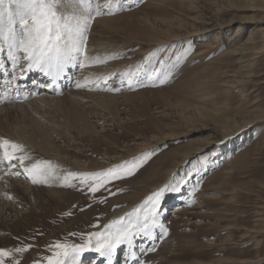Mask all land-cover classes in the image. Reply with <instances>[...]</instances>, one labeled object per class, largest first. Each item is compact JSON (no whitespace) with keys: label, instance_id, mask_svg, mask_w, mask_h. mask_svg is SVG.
<instances>
[{"label":"rangeland","instance_id":"rangeland-1","mask_svg":"<svg viewBox=\"0 0 264 264\" xmlns=\"http://www.w3.org/2000/svg\"><path fill=\"white\" fill-rule=\"evenodd\" d=\"M122 3L128 10L95 16L87 32L88 41L93 31L100 44L91 56L119 53L117 59L96 65L101 75L135 71L147 64L146 58L157 61L156 68L159 60L167 66L177 57L182 59L162 85L129 89L127 84L121 87L117 75L107 87L119 91L92 89L121 96L110 105L111 126L93 124L99 109L92 108L88 115L97 126L96 135L81 137L71 131L73 139L67 142L56 134L53 141L65 150L61 161L53 154L46 156L50 160H41L36 153L24 161L25 167L49 162L55 182L69 177L65 187L60 184L55 188L66 191L60 201L43 203L36 195L42 193V184H33L25 167L12 161L17 165L12 169L20 173L19 182L36 194L11 204L21 224L17 232L12 231V246L1 242L0 248L31 245L24 253H14L15 259L19 264H46L56 251L50 245L84 243L89 234L104 231L106 224L122 216L127 218L126 214L133 213L153 192L184 177L181 191L166 193L160 202L159 219L168 229L167 236L155 241L136 238L132 251L121 245L114 262L126 264L132 256L128 264H137V258L145 264H264V0ZM97 18L101 21L95 23ZM2 23L7 25L6 18ZM3 60L9 62L6 52ZM86 68H68L72 73L64 80L71 79L59 95L72 90ZM38 95L14 102H30ZM6 101L13 100L0 101V106ZM56 106L47 102L39 108L38 116L44 123L62 128L65 112ZM35 107L31 103L22 108ZM0 108H12L14 115L20 111L9 105ZM20 121L18 117L11 120L13 125ZM152 150L155 154L134 175L106 185L110 191L101 188L93 194L69 175L102 172ZM3 163L7 161L0 165ZM1 166L0 178L9 186L11 176L3 174ZM65 170L71 172L62 176ZM84 170L87 172H80ZM8 199L3 202L9 204ZM177 204L184 205L186 212L178 216L168 213ZM0 224L4 232L1 219ZM155 235L160 236L159 229ZM152 245L155 251L142 253ZM96 256L102 257L90 246L80 254L79 264H94Z\"/></svg>","mask_w":264,"mask_h":264},{"label":"snow or ice","instance_id":"snow-or-ice-1","mask_svg":"<svg viewBox=\"0 0 264 264\" xmlns=\"http://www.w3.org/2000/svg\"><path fill=\"white\" fill-rule=\"evenodd\" d=\"M69 8L71 10H68ZM124 10L128 8L122 0H105L103 4L99 0H0V51L7 48L8 56L15 66L21 68L22 74L25 69L28 71L38 69L50 77L52 84L55 85L56 81L66 74L68 68L103 65L119 57V53L102 57L90 56L86 52L85 45L87 32L95 16L111 15ZM5 18L6 27L2 23ZM17 24L18 29L15 27ZM17 53L22 55L18 57ZM187 54L188 51L185 50L184 55ZM181 59L177 57L174 63L167 66L164 60H159L160 67L156 68L157 61L146 58L147 64L138 67L135 71L124 70L119 74L113 72L97 76L95 79L85 77V81L87 84H94L99 90L112 92L120 90V88L107 87L108 82L117 75H119L121 87L127 84L129 89L156 86L157 83L162 85L173 76V70L179 65ZM18 60L26 63L17 64ZM148 65H152L151 70ZM85 86L86 84L79 81L76 83L77 88ZM0 153H2L0 162L7 161L6 167L9 169L17 166L12 161H19L20 166L25 167L24 161L30 159L22 145L7 139H0ZM154 154L155 150L146 152L137 159L102 172L69 175L73 179H79L80 183L86 185L88 191L93 194L101 188L110 191L106 185L134 175ZM25 171L33 184L47 183L48 179L54 175L53 166L49 162L34 163L30 167H25ZM14 174L20 175L18 172ZM64 183L66 185L69 183L68 176L64 177ZM185 183V178L181 177L174 183L159 188L149 195L133 213L126 214L127 218L122 216L106 224L104 231L89 234L82 244L57 242L50 245L56 251L47 258L46 264H79L80 254L90 246L105 257L108 264H111L117 248L121 245L132 248L136 238L149 241L163 239L167 236L168 229L159 219L160 202L166 193L181 191ZM191 203L194 201H188L189 205ZM156 229L160 230L159 237L155 235ZM29 247L31 245L0 248V264H19V260L15 259L13 254L24 253ZM141 251L142 253L155 251V245ZM133 256H135L134 253ZM137 264H145V262L137 258Z\"/></svg>","mask_w":264,"mask_h":264},{"label":"bare ground","instance_id":"bare-ground-1","mask_svg":"<svg viewBox=\"0 0 264 264\" xmlns=\"http://www.w3.org/2000/svg\"><path fill=\"white\" fill-rule=\"evenodd\" d=\"M68 10H71V9L69 8ZM99 21H101V18H97L95 23ZM91 33L92 34L89 37V41L87 40L88 48L86 50L87 54L90 56L94 54L97 51L98 46H100L99 39L97 37L96 38L94 37L93 31ZM4 52H6L8 56L7 48H5L3 51H0V67L2 66V68L0 69V83L2 84V86L0 87V101H4L8 99H12L13 101H6L0 107L9 105V107H15V108L19 107L20 111L15 113L14 115L12 114V108H5V109L0 108V139H7L13 143L22 145L24 148H26L27 152L30 154L31 159H33L34 157L32 155L33 153L41 155V160L46 159L48 158L46 156H50L53 154L54 157L59 158L61 161L62 157L60 158V156L63 152H65V150L63 151L61 147H59L57 143L53 141L55 140L53 139L55 138L54 135L57 134L59 137L64 136L69 141H67L66 139L65 140L67 142H70L73 139L70 134L71 131L72 132L76 131L77 135L83 137L84 135L87 136L86 133H91L93 135L94 134L96 135L98 133L97 126L95 127V125H93L95 123L97 124L100 123L101 127L111 126V124L109 123L111 120V112H110L111 106L110 105L112 103L114 104V102L118 98H121V96L117 94L108 95L101 91H99L98 93H94L91 91L92 89L96 87L95 86L90 87L91 85L86 83L85 77H89L90 79H95L97 76H100L101 70L98 69V67L96 68L95 66L94 68V66L92 67L86 66L88 67V69L86 68L84 70V75L81 76V78L80 77L78 78L77 81L81 82L82 84H86L85 87L77 88L76 87L77 82H75V85L73 86L72 90H68V92H65V94L63 93V95H59L60 91L65 86L64 84L66 80L64 79L70 77V74L72 73V71L69 74L70 70L66 69V74H64L61 78H59L56 81L55 85H53L50 77L44 75V73H42L38 69H33L31 71H28L25 69L22 74V70L18 69V66H15L13 64V61L9 56H8L9 62L4 63V60H3ZM19 63L20 61H17V64ZM1 72L3 73L2 75H1ZM3 75H6L5 79L1 80V77ZM29 79H31V82H29ZM28 82L32 83L31 84L32 86L28 85L27 87L29 89L26 90L25 92L24 89L26 87L23 85H27ZM101 83L103 82L101 81ZM37 85H45L44 88H41L39 90V92H41L40 95H38L40 98L39 97L34 98L30 102H27V101L23 103H18L19 101L14 102V100L16 101V99L23 100V99H26L25 97L28 98L30 96H34L35 94L30 91L38 88ZM32 87H35V89L33 88L32 90H30V88ZM48 89H49V92H46L48 91ZM47 102L57 104L56 107H59V109L63 108V111L65 112V118L63 119L64 123L62 122L64 124L62 128L60 127L57 128L55 123H50V122L44 123L41 120L42 118L41 119L39 118L38 116V111L40 110L39 108L42 107ZM31 103L36 104L35 109L32 108V109L25 110L22 108ZM92 108L93 110L99 109L98 112H95V113L93 112L94 114H96V116L94 117L98 119L96 120L97 122L93 123L92 121L93 124L90 122L89 115H88L89 112L92 111L90 110ZM107 116H110V117H107ZM13 117L21 118V121L17 123L16 125H13V123L11 122ZM48 159L50 160L51 158H48ZM52 160H55V159L52 158ZM58 161L59 160L57 159V162ZM41 163L43 162L41 161ZM84 165L85 164H83V166ZM1 168H2L1 172L3 174L7 173V177L11 176L10 177L11 179H10L9 186H6L7 184L4 185V183H2L3 180H1L0 178V200L2 202L5 201V198L7 200L8 195H11L12 198L11 200L8 199L10 201L9 204H6L7 202L6 203L0 202V213H1L0 219H1V222L3 223V226L5 227L4 232L0 231L1 233L0 243L9 242L11 243V246H12V243L15 242V240L12 238L13 237L12 231H16V229L20 227L21 219L19 217V213H16L15 211H13V207L11 208V204H13L14 201H16V199L22 201L26 198L35 197L34 195L36 194V192L34 194V189L30 188V186L28 187L26 183L19 182V180L17 179L19 175L14 174V173H17L15 169L7 168L6 163H3ZM53 172L55 174V170H53ZM67 172L69 173L71 171L65 170L64 172H61V175ZM80 172H87V170L80 171ZM52 178L53 176L48 179L47 183H37V184H42V186L39 188L41 190L38 189L42 193L38 192L39 194H36V195L41 196L43 203H49L52 201H60L62 194L66 195L65 189H62V190L55 189L57 185L61 184L63 187H65L66 184L63 181H59V180L56 181L57 182L56 183L55 180H52ZM18 192H20L21 195H18ZM40 205L42 206V203H40ZM184 212H186V208L184 207V205L177 204V205H174L171 208L170 212L168 213L178 216ZM10 231L11 233H8ZM127 249L132 251V248H128V246H127ZM131 257L129 256L128 260L131 259ZM93 259L94 260L92 261L94 264H97V262H100V261H104V258H100V256L93 257ZM128 260L125 261L126 264H128ZM105 261H106L105 264H108V261L106 259ZM86 263L88 264V261L87 262L84 261L83 264H86ZM114 263H115L114 259L112 258L111 264H114Z\"/></svg>","mask_w":264,"mask_h":264}]
</instances>
